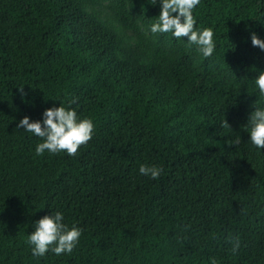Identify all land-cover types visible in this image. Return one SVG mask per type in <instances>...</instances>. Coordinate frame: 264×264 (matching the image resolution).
I'll list each match as a JSON object with an SVG mask.
<instances>
[{"label":"trees","instance_id":"16d2710c","mask_svg":"<svg viewBox=\"0 0 264 264\" xmlns=\"http://www.w3.org/2000/svg\"><path fill=\"white\" fill-rule=\"evenodd\" d=\"M117 1L158 47L81 0H0V264H264V149L243 131L264 99L251 81L264 51L250 39L264 40V2L201 0L197 24L217 41L205 58L149 31L158 0ZM67 101L92 119L91 140L37 156L19 120ZM140 164L163 171L152 179ZM55 211L79 242L34 257L27 235Z\"/></svg>","mask_w":264,"mask_h":264},{"label":"clouds","instance_id":"9594fccd","mask_svg":"<svg viewBox=\"0 0 264 264\" xmlns=\"http://www.w3.org/2000/svg\"><path fill=\"white\" fill-rule=\"evenodd\" d=\"M156 2L157 0H153V4ZM158 2L159 14L149 25L152 34L171 33L173 38L185 42L188 46H195V50L203 57L214 55L217 49L214 31L211 27L198 25L194 15V9L201 0H158ZM182 37L187 39L183 40ZM250 39L253 46L264 51V40L254 32L250 34ZM251 81L256 94L264 98V70L259 71ZM18 90L23 92L22 87H18ZM72 103L73 101L64 104L60 102L59 106L45 108L39 120H32L28 116L19 120L18 129L22 128L25 132L40 138L34 149L37 156L46 152L50 154L65 152L69 156H74L82 145L91 140L95 128L92 119L79 116L71 107ZM221 123L230 129L224 117ZM243 131L247 133V143L251 147L260 151L264 149V99L259 102L255 100L253 110L246 124L243 125ZM241 143L240 136L233 133L227 144L239 146ZM138 171L143 176L156 179L163 169L155 164H140ZM32 227L33 230L27 235V243L34 257H43L49 251L58 256L70 254L82 235V229L76 224L70 226L65 223V215L62 211L41 217ZM228 239L232 252H237L241 247L239 235L230 236ZM209 264H218V261L210 258Z\"/></svg>","mask_w":264,"mask_h":264},{"label":"rangeland","instance_id":"374dc122","mask_svg":"<svg viewBox=\"0 0 264 264\" xmlns=\"http://www.w3.org/2000/svg\"><path fill=\"white\" fill-rule=\"evenodd\" d=\"M81 2L87 10L97 11L104 19L113 20L132 37L134 42L145 43L154 49L159 46L156 41L143 31L125 4L117 0H81Z\"/></svg>","mask_w":264,"mask_h":264}]
</instances>
